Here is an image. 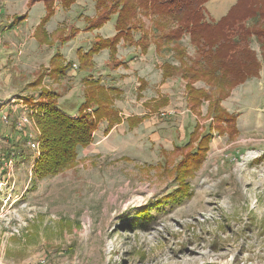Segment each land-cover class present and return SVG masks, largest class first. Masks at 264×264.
Returning a JSON list of instances; mask_svg holds the SVG:
<instances>
[{"label":"rangeland","instance_id":"374dc122","mask_svg":"<svg viewBox=\"0 0 264 264\" xmlns=\"http://www.w3.org/2000/svg\"><path fill=\"white\" fill-rule=\"evenodd\" d=\"M30 1L0 0V102L7 105L13 98L31 110L27 100L37 101L44 88L58 95L61 110L76 117L85 101L83 78L90 74L109 89L122 122L106 135L108 124L102 121L93 143L78 151L73 166L36 180L32 170L39 143L33 149L29 140L37 138V125L29 116V124L18 129L20 110L8 108L9 124L0 122V156L14 159L12 168L0 164V264H264L260 43L251 44L262 63L260 76L234 88L222 103L238 116L239 134L214 129L208 157L191 180L192 197L155 206L152 201L177 189L171 172L181 157L174 149L188 143L198 122L200 135L209 130L210 121L204 119L207 103L201 107L204 118L189 111L186 82L180 76L162 78L164 62H179L171 53L157 51L152 41L147 54L119 45L117 58L127 67L109 69L110 53L104 50L94 57L93 71L76 73V51H87L97 35L113 37L115 18L93 33L79 32L63 45L60 31L82 30L83 17H94L96 11L93 0H79L70 9L57 3L45 27L53 46H42V36L35 40L34 30L46 8L42 1L32 6ZM237 1L210 0L205 5L207 20L218 21ZM25 13L28 18L11 30L12 17ZM134 37L139 39L140 33ZM184 43L193 58V48L188 40ZM57 53L65 65L74 64L60 77L49 72ZM140 83H145L142 88ZM163 98L168 105L156 111ZM132 116L146 119L130 130L125 119ZM147 210L151 218L144 220L141 214Z\"/></svg>","mask_w":264,"mask_h":264},{"label":"trees","instance_id":"16d2710c","mask_svg":"<svg viewBox=\"0 0 264 264\" xmlns=\"http://www.w3.org/2000/svg\"><path fill=\"white\" fill-rule=\"evenodd\" d=\"M37 1L44 3L46 16L35 29L34 37L37 40L41 35L39 43L51 47L54 42L45 27L55 16L56 4L63 9H70L79 0H31L28 5L32 6ZM209 1L93 0L96 14L94 17H83L85 27L82 30L68 27L60 31L61 36L58 35L64 45L79 32L93 33L115 18L116 34L113 37L103 38L97 35L87 51L83 48L76 51V73L93 71L94 57L104 50L110 53L111 61L107 63L109 69L127 67L126 62L117 58L119 45L123 42L140 48L143 54H147L152 41L157 51L171 53L179 62L178 66L164 62L161 66L162 78L168 80L180 76L186 82L189 111L202 118L201 107L207 103V114L203 118L210 121L209 130L200 135L201 124L198 122L189 136L188 143L174 149L173 153H180L181 157L171 172L177 189L162 199L152 201L155 206H162L164 203L180 204L192 197L191 180L208 157L213 130L217 129L220 134L234 137L239 134L238 116L229 113L222 103L231 96L234 88L260 76L262 63L251 44L253 40L258 41L264 51V0H238L228 13L216 22L207 20L205 5ZM27 18V13L14 15L9 28H17ZM0 31L3 33L2 28ZM136 32L140 33L137 40L134 37ZM185 40H188V45L193 48V58L188 56ZM62 62L60 53L50 60L51 72L59 77L74 68L73 63L68 62L63 66ZM199 83L203 87H198ZM144 84L140 83V88ZM83 85L85 101L79 107L76 117L59 108L58 95L54 91L42 88L37 101L27 100L31 103L30 117L39 131V156L32 170L36 180L55 177L73 166L78 160V151L93 143L94 133L102 121L108 124L106 135L122 122L113 106L109 89L101 85L100 80H94L87 74L83 78ZM156 103L155 101L154 104ZM166 105L168 99L163 98L154 109L157 111ZM145 117L132 116L125 121L129 129L133 130L146 119ZM141 215L144 220L151 218L149 210Z\"/></svg>","mask_w":264,"mask_h":264},{"label":"built area","instance_id":"2783aa9c","mask_svg":"<svg viewBox=\"0 0 264 264\" xmlns=\"http://www.w3.org/2000/svg\"><path fill=\"white\" fill-rule=\"evenodd\" d=\"M16 103L17 102L13 98L11 99V101H9V103H7V105L4 102H0V122L3 124V126H6L7 124H9V119H8L9 115L7 114V111H8V108L11 109L12 108L11 106L14 105L18 107L21 113L16 126H18V129H22V126H26L27 124H29V121L27 118H29L31 110L27 108V106L24 104L23 101H21V104H22L21 106ZM29 146L33 149H37L38 148L37 138H34V136H31L29 140ZM13 159H14L13 157L6 158L4 156H0V164L4 165L5 167L12 168Z\"/></svg>","mask_w":264,"mask_h":264},{"label":"crops","instance_id":"0c3cea01","mask_svg":"<svg viewBox=\"0 0 264 264\" xmlns=\"http://www.w3.org/2000/svg\"><path fill=\"white\" fill-rule=\"evenodd\" d=\"M34 31H35V30H34ZM0 32H1V31H0ZM34 33H35V32H34ZM1 34H3V33L1 32ZM34 39L36 40L35 37H34ZM42 46H43V45H42ZM46 46H48V45H46ZM48 47H49V46H48ZM51 59H52V58H51ZM51 59H50V60H51ZM62 63L64 64L63 66H65V62L63 61ZM49 67H50V68H49V72H51V65H49ZM58 77H59V76H58ZM42 81H43V80H42Z\"/></svg>","mask_w":264,"mask_h":264}]
</instances>
